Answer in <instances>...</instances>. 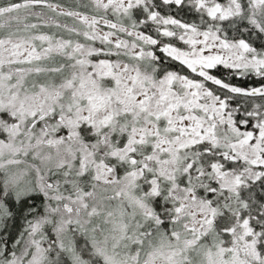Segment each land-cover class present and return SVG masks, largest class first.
Instances as JSON below:
<instances>
[{
  "label": "snow or ice",
  "instance_id": "6c2138e0",
  "mask_svg": "<svg viewBox=\"0 0 264 264\" xmlns=\"http://www.w3.org/2000/svg\"><path fill=\"white\" fill-rule=\"evenodd\" d=\"M0 264H264V0H0Z\"/></svg>",
  "mask_w": 264,
  "mask_h": 264
}]
</instances>
